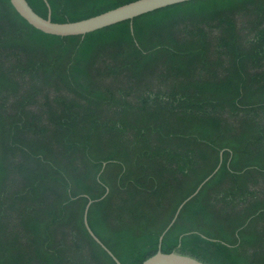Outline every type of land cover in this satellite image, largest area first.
<instances>
[{
	"label": "trees",
	"instance_id": "trees-1",
	"mask_svg": "<svg viewBox=\"0 0 264 264\" xmlns=\"http://www.w3.org/2000/svg\"><path fill=\"white\" fill-rule=\"evenodd\" d=\"M47 1L69 23L138 0ZM90 201L121 264H264V0L69 37L0 0V264H117Z\"/></svg>",
	"mask_w": 264,
	"mask_h": 264
},
{
	"label": "water",
	"instance_id": "water-1",
	"mask_svg": "<svg viewBox=\"0 0 264 264\" xmlns=\"http://www.w3.org/2000/svg\"><path fill=\"white\" fill-rule=\"evenodd\" d=\"M14 9L18 14L25 19L32 27L35 29L53 36L59 37H69V36H85L87 34L105 29L107 27L125 22L133 21L134 19L152 13L154 11L164 9L170 6L182 4L185 2H190L194 0H138L130 4H126L114 10L108 11L106 13L100 14L98 16L78 21V22H69V23H56L53 22L51 16L48 18H43L38 15L29 5L27 0H10ZM49 9L50 6L47 0H44ZM220 167L211 175L206 181H204L197 191L189 197L186 201L182 203L179 207L172 223L166 229V231L161 235L159 244L160 248L163 242V239L167 232L175 224L181 210L183 207L194 198L202 189V187L217 173ZM93 201H90L85 209L84 213V224L96 243H98L113 259L117 264L121 262L116 258V256L103 244V242L95 235L92 229L89 226L88 222V213ZM143 264H205L193 257L181 255L179 253H169L165 254L161 250L157 252L154 256L147 259Z\"/></svg>",
	"mask_w": 264,
	"mask_h": 264
}]
</instances>
